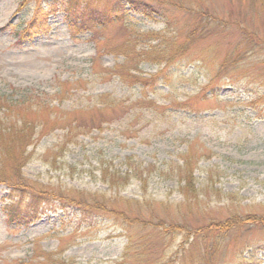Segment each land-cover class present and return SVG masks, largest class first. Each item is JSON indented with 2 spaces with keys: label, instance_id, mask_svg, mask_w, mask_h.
I'll return each instance as SVG.
<instances>
[{
  "label": "rangeland",
  "instance_id": "374dc122",
  "mask_svg": "<svg viewBox=\"0 0 264 264\" xmlns=\"http://www.w3.org/2000/svg\"><path fill=\"white\" fill-rule=\"evenodd\" d=\"M23 1L0 0V90L7 92L13 86L53 95L60 83L67 82L77 90L63 109L85 107L102 96L118 102L84 116L87 123L95 115L98 121L105 119L102 131L94 130L67 146L63 133L57 132L30 148L33 158L24 169L25 178L53 192L100 193L130 200L147 197L176 205L184 197L172 169L183 164L182 156L192 147L204 154L194 191L204 209L201 218L209 221L199 226L224 223L233 215L242 225L232 230V222L224 224L229 233L221 241L215 264H264V103L251 105L264 95V44L257 50L260 60L250 55L235 68L234 77L230 73L233 81H218L214 93L196 99L207 78L215 79L218 71L195 55L192 62L184 59L168 69L142 63L135 74L139 80L165 73L149 88L144 82L136 84V79L125 81L104 72L127 62L120 48L131 33L141 36L133 38L138 52L159 43L148 35L174 36L167 33L163 18L129 12L125 22L104 27L86 19L69 21L59 12L50 17L45 34L21 45L16 32L25 28L37 9L35 2L21 7ZM208 6L215 26L229 28L201 43L216 46L217 62L225 49L239 43L238 25L250 30L255 40L264 39V15L254 20L237 0H210ZM186 16L174 17L183 26ZM219 37L225 40L220 43ZM132 165L143 170L142 180L133 178L124 189L103 181V170L122 176L133 173ZM8 192L0 186V264L30 262L46 253L57 254L55 259L65 264H144L147 251L152 262L163 252L166 264H181L186 257L180 250L189 233L163 238L136 225L129 249L130 240L112 219L101 217L92 225H82L75 209L61 207L57 201L56 211L24 216L8 209Z\"/></svg>",
  "mask_w": 264,
  "mask_h": 264
},
{
  "label": "trees",
  "instance_id": "16d2710c",
  "mask_svg": "<svg viewBox=\"0 0 264 264\" xmlns=\"http://www.w3.org/2000/svg\"><path fill=\"white\" fill-rule=\"evenodd\" d=\"M237 1L245 4L247 10L252 12L253 16L251 17L254 20L262 19L264 0ZM32 2L37 4L32 20L25 28H20L16 32L21 45L31 43L38 35L45 34L48 31L50 17L59 12L65 13L69 21L86 19L104 27L114 25L116 23L114 21L125 22V17L129 12L138 13L150 19L157 16L163 18L167 26V33H175L174 36L168 38L160 34L148 35L149 40H159V43L157 45L150 44L151 46L149 45L147 49L138 52L133 38L141 36L131 33L128 42L123 43L120 48V52L127 56V62L114 69L105 68L104 71L106 75L121 77L125 81L126 77H129L136 79V84L147 83V88L152 87L153 82L154 85L159 83L165 73L160 72L152 80H149L152 81V84H149L148 80L137 79L135 74L138 73L139 67L144 62L164 65L168 69L184 59H190L192 62V58H194L192 56L195 55L200 58L203 64L217 66L218 76L215 79L212 78L215 76L207 78L208 84L196 97L198 99L206 97L209 93H214L218 81H233L230 73H233L234 77L235 68L246 63L251 58L250 55L258 60L262 55L257 50L262 47L261 44H264V39L255 40L250 30L238 25L239 43L225 49L223 58L217 62V57L213 52L216 46H208L207 44L210 42L201 43L211 37H218V33H220L219 35L224 34L229 28L223 25L215 26V17L208 6L210 0H24L21 7H26ZM176 14H187L183 26L178 24L177 18L174 17ZM219 40L221 43L225 39L219 37ZM76 90L72 84L67 82L60 83L58 91L53 95L31 88L21 89L13 86H9L7 92L0 90V186L8 188L7 199L11 203L8 209L24 216H32L40 214L41 210L42 212L44 210L56 211L57 203H60L61 207L75 209L80 215L78 222L82 225H92L93 220L98 222L101 217L112 219L130 240L129 249H131L134 239L132 228L136 225L143 229L150 228L161 237H172L177 232L180 234L189 233L188 241L182 243L183 248L180 250L186 255L181 264H215L221 255V241L226 239L229 233L224 224L232 222V230H234L242 226L241 220L233 215L227 218L224 223L199 226V222L209 221H205L204 217L201 218L204 209L203 206H199L200 195L194 191L195 173L204 154L198 151L194 152L191 146L182 156L183 164L179 168L172 169L182 185L179 192L184 197V201L176 205L156 202L147 197L130 200L119 196L109 197L100 193L91 194L80 191L66 193L62 190L53 192L47 186L30 182L25 178L24 169L33 158L30 148L57 132L63 133V145L67 146L81 137L89 136L94 130L102 131L106 124L105 119L98 121L99 118L95 115L91 116L92 120L87 123L84 116L118 104V102L113 100L112 102L109 100L110 98L102 96L97 97L96 101L88 106L63 109L67 102L72 101ZM213 97L218 98V96ZM263 103L264 95L252 101L251 105L261 106ZM182 106L192 110L189 103H184ZM132 168L133 173L128 172L122 176L119 173L111 175L108 170H103V181L112 188L124 189L133 178L143 179L144 173L140 166L132 165L130 170ZM193 191L194 193H192ZM215 195H219L223 199L217 191ZM229 197L232 196L229 195ZM200 212L203 213L198 214ZM191 239L192 241L189 243ZM150 253L149 251L145 253L147 262L144 264H166L165 252L161 254L160 258H155L154 262L149 260ZM56 255L54 253L36 255L30 262L20 264L66 263H62L61 259H55Z\"/></svg>",
  "mask_w": 264,
  "mask_h": 264
}]
</instances>
